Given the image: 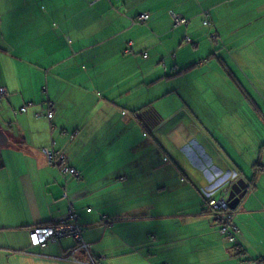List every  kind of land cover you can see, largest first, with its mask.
<instances>
[{
  "label": "crops",
  "instance_id": "crops-1",
  "mask_svg": "<svg viewBox=\"0 0 264 264\" xmlns=\"http://www.w3.org/2000/svg\"><path fill=\"white\" fill-rule=\"evenodd\" d=\"M1 86L0 264H78L61 259L73 237L29 240L70 204L103 264H264V0H0ZM158 100L184 117L152 131ZM52 142L82 179L48 163ZM234 173L230 243L203 190Z\"/></svg>",
  "mask_w": 264,
  "mask_h": 264
},
{
  "label": "built area",
  "instance_id": "built-area-1",
  "mask_svg": "<svg viewBox=\"0 0 264 264\" xmlns=\"http://www.w3.org/2000/svg\"><path fill=\"white\" fill-rule=\"evenodd\" d=\"M91 1L94 2L97 0ZM203 14V23L210 28L208 33L209 39L215 44L218 42V31L210 13L208 11H204ZM148 16V13L141 14L139 21H145ZM189 22L190 20L188 18L175 13L173 14L174 25H188ZM130 45L127 47V51H130ZM6 94V88L1 86L0 99ZM46 102L48 107L46 117L51 120L54 116L52 102L48 100H46ZM19 111H26V106H22ZM16 112L17 111H15V113ZM54 145V142H52L50 145L44 146L42 148L48 163L57 166L60 170V173L65 178L67 176H73L77 179H82V174L78 169L69 163L67 155L57 150ZM239 178L240 176L237 173H234L232 178L225 184H221L220 186L215 184V186L212 185V188L203 190V196L207 209L210 210L214 215L215 220L220 225L222 234L230 243L236 242V228L233 225V211L230 208L228 196L231 186ZM88 210L90 211L91 209ZM104 220L106 223H109V216H104ZM66 237H73L76 241V245L66 254L61 255V259L72 261L78 264H103L101 260L104 258V256L95 254L91 245L85 240L84 228L78 221V214L72 204L69 205L67 215L58 222L46 225H36L30 227L29 229V240L32 247L45 248L48 243L57 242ZM78 252H81L84 257H77Z\"/></svg>",
  "mask_w": 264,
  "mask_h": 264
},
{
  "label": "rangeland",
  "instance_id": "rangeland-1",
  "mask_svg": "<svg viewBox=\"0 0 264 264\" xmlns=\"http://www.w3.org/2000/svg\"><path fill=\"white\" fill-rule=\"evenodd\" d=\"M171 85H166L165 84V81H163V83H162V85H161V87H159L157 90H156V92H151V96L152 97H159L160 95H162V93H164L165 91H166V89H168V87H170ZM178 94L180 95L181 94V91H178ZM173 95H175V96H178V95H176V94H173ZM172 95V96H173ZM165 101V100H164ZM157 105H152L151 107L154 109V110H156L157 111V113L159 114V116L161 117V119L162 118H164L165 120H167V122L165 123H163V124H168L167 126H172L173 124H174V122L175 121H178V120H180V119H182L184 116H183V113L181 112V111H176L175 112V110L173 109L172 111H169V112H166V111H164L163 110V108L161 107V103H163V102H161V100H158L157 101ZM151 107L150 108H147V109H144V110H142L143 112H146V111H148V110H150L151 109ZM190 109H192L191 107H190ZM174 113V115H173V119L170 117V115L171 114H173ZM191 113L193 114V116L196 118V116H197V112L195 111V110H191ZM170 118L172 119V120H170ZM163 119V120H164ZM152 129V128H151ZM154 129V128H153ZM153 129H152V131H153ZM152 131H151V133L150 132H148L147 130H146V136H148V135H152ZM161 133H162V131H161ZM161 133H159L160 135H161ZM129 134V133H128ZM153 134H154V132H153ZM163 138V140L165 141V139H166V136H163L162 137ZM128 147V142H126L125 144H123V146H122V148H120V150L124 153V154H126V148ZM143 149H140V151H142ZM138 151V150H137ZM129 153V152H128ZM129 155H131L130 153H129ZM132 161L133 160H131L130 162L132 163ZM125 162H128V160H126ZM136 192H134L132 189H129L128 187L124 190V194L126 195V196H132L133 194H135Z\"/></svg>",
  "mask_w": 264,
  "mask_h": 264
},
{
  "label": "water",
  "instance_id": "water-1",
  "mask_svg": "<svg viewBox=\"0 0 264 264\" xmlns=\"http://www.w3.org/2000/svg\"><path fill=\"white\" fill-rule=\"evenodd\" d=\"M3 139V136L0 134V144L2 143ZM248 186L249 185L247 181L243 178L238 179L236 182L233 183L228 196L230 208L232 210H234L238 206L240 200L247 193Z\"/></svg>",
  "mask_w": 264,
  "mask_h": 264
},
{
  "label": "trees",
  "instance_id": "trees-1",
  "mask_svg": "<svg viewBox=\"0 0 264 264\" xmlns=\"http://www.w3.org/2000/svg\"><path fill=\"white\" fill-rule=\"evenodd\" d=\"M139 117L146 129L153 128L162 120L157 111L153 108L146 112H142Z\"/></svg>",
  "mask_w": 264,
  "mask_h": 264
}]
</instances>
